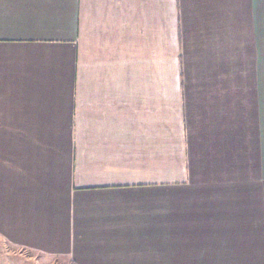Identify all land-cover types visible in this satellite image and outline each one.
<instances>
[{"label": "crops", "instance_id": "obj_1", "mask_svg": "<svg viewBox=\"0 0 264 264\" xmlns=\"http://www.w3.org/2000/svg\"><path fill=\"white\" fill-rule=\"evenodd\" d=\"M224 174L264 185V0H0V237L69 264L264 251V211L150 203Z\"/></svg>", "mask_w": 264, "mask_h": 264}, {"label": "rangeland", "instance_id": "obj_2", "mask_svg": "<svg viewBox=\"0 0 264 264\" xmlns=\"http://www.w3.org/2000/svg\"><path fill=\"white\" fill-rule=\"evenodd\" d=\"M227 177L224 174L223 181H213V184H208V186L198 189L186 187L164 193H161L162 190H159L160 192L151 190L150 203H155L154 206L156 208H160L162 205L164 209L165 207L167 208L168 212L179 210L195 212L198 210L197 206L201 205L203 213H206L209 217L211 213H214L218 219L220 218V227H222L224 220L229 227L234 225L233 228L236 231L250 222V219L246 221V218L256 217L255 226L258 223H262L264 185L261 184L260 186V183L251 181L249 178H246L249 181L248 183L242 181L235 182L233 185L228 183L229 180L226 181ZM237 179L235 178V181ZM175 203H177L176 206ZM181 203L184 204L181 205ZM243 230H240V232ZM250 241L249 243L246 241L244 243L239 242V244L235 243L234 246L219 244L217 246L218 250L209 253V256L217 264H264V251L260 250V247L254 244V241ZM183 254L185 255V253ZM207 254L206 252L204 253L203 259H206L205 255ZM186 256L187 260L196 259L193 252H187ZM70 259L30 251L28 248L14 244L10 240L8 241L5 237H0V264H69Z\"/></svg>", "mask_w": 264, "mask_h": 264}, {"label": "trees", "instance_id": "obj_3", "mask_svg": "<svg viewBox=\"0 0 264 264\" xmlns=\"http://www.w3.org/2000/svg\"><path fill=\"white\" fill-rule=\"evenodd\" d=\"M71 264H76L75 261H71Z\"/></svg>", "mask_w": 264, "mask_h": 264}]
</instances>
